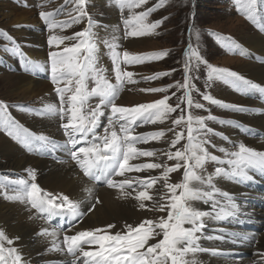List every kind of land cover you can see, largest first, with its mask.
Instances as JSON below:
<instances>
[{"label": "snow or ice", "instance_id": "obj_1", "mask_svg": "<svg viewBox=\"0 0 264 264\" xmlns=\"http://www.w3.org/2000/svg\"><path fill=\"white\" fill-rule=\"evenodd\" d=\"M67 2L68 0H65V3ZM147 2L148 0H135L134 4H127V6L139 7ZM117 3L120 4L121 8L126 6V0H117ZM255 3L256 0H250L246 12L247 18L254 24H258L253 8ZM153 10L154 8H147L145 11L135 14V16H130L128 19H125V38L139 37L146 34V31L155 30L163 20H158L150 25L144 24L143 22ZM74 11L76 15L72 17V23H79L85 18H88L86 0H75ZM39 15L50 29L69 27V21H61L59 24L54 22L51 19L54 15L53 13L41 11ZM133 21L136 23L133 24ZM65 40H74L76 43L71 46H65L62 50L49 52L50 77L52 83L57 85L55 92L58 95L60 107L57 108L55 104L45 105L44 111L40 114L59 113L61 121L67 117V123H61V127L67 136L65 148L70 152L72 159L76 160L84 170L85 175L96 180L105 179L109 187H119L122 192L126 188L135 191L132 181L125 179L117 182L112 179V176H123L126 172L134 170L144 171L147 169L161 168L162 166L158 163L130 164L129 162L140 157L156 156L157 150L143 149L137 147V145L148 143L151 140L158 141L165 134L164 131L135 134L137 122L149 124L162 121L167 118L168 114L180 108V104L172 107L167 103L169 97L165 96L163 99L150 104H141L131 108L118 106L114 101L118 95L120 86L125 81L133 82L134 76V73L121 69V62L126 65L140 64L150 57L130 54L127 51H124L121 55V53L115 50L116 46L113 45L111 59L118 82L117 85H113L107 80L101 82V79H96L98 69L96 67L94 36L90 27L75 33L72 37L50 35L48 44L50 46H58L63 44ZM14 51H18V49H14ZM163 55H167V53ZM33 67H38V65H34ZM209 69L210 78L214 77L220 80H228L235 88L241 91H258L264 93V87H260L246 80L235 72L223 68H215L211 65H209ZM90 74L93 79H96V86L92 87L91 90H89L87 83ZM168 75H171V72H158L153 76L144 77V79L150 80ZM191 79L189 75V64L185 63L184 83L180 84L177 82L175 85H170L169 87L185 89L184 96L180 98L181 101L183 102L186 99L188 108L195 107L202 109L204 108L203 104H193L191 90L195 88V85L191 83ZM62 82L65 86L59 87L58 85ZM73 84L75 85L74 89L72 87ZM145 91L158 92L161 89L152 88L146 89ZM69 92L72 94L67 96L66 99V93ZM91 96H98L100 98L99 104L85 114L83 107ZM203 98L221 107L245 111L241 106L226 104L213 99L209 95H204ZM65 104L68 105L67 108L64 107ZM102 106L108 107L110 114L108 116V125L104 128V134L100 135L96 132V128L99 127V118L104 114ZM0 110L4 112L8 110V105L3 101H0ZM184 112L185 109H181V115L172 121L173 128L168 129V131H173L177 125L186 124L188 143L184 145L183 150L177 149L174 153L171 151L163 153L167 155L168 159H176L177 163L173 167H165L160 177H149L146 180H139V185L142 188L148 189L152 188L158 180H164L163 187L167 190V193H170V195H161V200L165 198L168 200L167 219L162 217L159 223L146 220L136 227L125 225L127 231L124 233H109L107 230L115 227V225L109 224L105 229L85 230L79 231L75 235H65L64 244L67 247V252L73 256H76L77 252L80 253V256L76 257V260L83 258L84 264H168L169 261L171 264H185L183 258L186 253H194L201 250L198 248V241L201 239L198 233H202L205 228L204 218L212 215L210 211L195 208L193 202L201 201L205 204L211 202L210 208L215 210L218 207V202L214 199V196L219 192L230 203L232 209V211H226L222 207L220 212L228 217L235 216L239 212L237 204L233 201V196L227 192H220L213 185L212 176L207 177L205 180L193 170L194 166L190 161L195 162V167H202L206 160L216 161L219 158L209 153L202 146L207 141L193 143L194 140H199L201 134L206 135L213 131L207 128L204 123L205 118L193 117L191 114L185 117ZM114 123L119 124V131L122 135H118L114 129L109 132V128ZM3 128L9 137L30 151L36 145L44 148L51 142L47 136L43 134L37 135L31 132L23 125H20L14 118L6 119L3 122ZM90 135L91 139H89ZM77 136L79 139H76ZM184 138L183 130L176 132L172 146H175V144ZM96 141H101L102 146L100 143H96ZM78 144L87 146L77 148L76 146ZM232 155L236 159L229 160L228 163L234 164L236 167L231 172L217 167L215 169L216 175L223 174L232 180L247 182L253 180V175L249 174L250 170H258L264 173V153L257 152L240 144L239 151L232 153ZM181 160L183 164L180 163ZM181 167L185 169L184 181L179 184L168 183L169 173L175 172ZM30 175L32 181H34V172L30 173ZM191 181H198L200 185L207 184L211 188V191H205L201 186H191ZM18 183L25 186L24 191L12 196H9L5 192L4 195L6 198L16 200L26 197L32 208L37 209L41 213H46L49 217L60 215L64 211L71 213L73 217L80 216L78 205L69 200L67 196L61 195L57 198L51 194H42V190L35 182L29 183L24 179L19 180ZM177 189L180 190L179 195H177ZM124 195L131 196L132 192H124ZM135 199L140 201V208L145 209L146 205L144 201L152 200L153 197L149 195L148 191L140 190L136 192ZM96 203H99V201L97 200ZM164 207L163 204L160 205L161 210ZM216 218H219V216ZM185 225H188V227H185ZM43 231L47 233L48 230L44 229ZM101 232L104 234H100ZM161 234L162 239L148 246L146 250L141 251L148 244L150 238L160 236ZM0 238H3L2 232H0ZM85 244L98 246V248L85 250L83 247ZM8 251L10 255L15 253V249H9ZM213 251L215 252V250ZM3 252V245L0 244V264H6L5 257L2 254ZM12 264H21V257L14 255ZM73 264H76L75 260ZM261 264H264V261Z\"/></svg>", "mask_w": 264, "mask_h": 264}, {"label": "rangeland", "instance_id": "obj_2", "mask_svg": "<svg viewBox=\"0 0 264 264\" xmlns=\"http://www.w3.org/2000/svg\"><path fill=\"white\" fill-rule=\"evenodd\" d=\"M26 1L25 4L23 0H0V101H3L8 105L7 112L0 110V148H6V142L8 141V144H12L13 146L11 147L12 152L16 148L25 150L24 146L9 137L3 128V122L8 118H14L16 121L19 120L18 123L24 127H37L35 124H38L39 126L49 124V122H53L54 126L58 127L55 124V118L57 115L52 116L54 118L53 120L40 117V113L44 111L40 102H35L34 99L29 101L28 98L23 97L22 94H13L12 87H10L7 77L8 74L15 73L12 71L13 68L9 66L11 62L20 60V47H18V45L16 47L14 41L19 44H22V41L19 36H16V32L20 30L25 31L28 26H26V24H9L8 20L4 18V14L11 12L10 10L18 13L29 9L34 13V18H38L37 16L40 17L39 13L41 11H48L49 13L54 14L52 20L57 24L61 21H69V27L66 28L57 27L55 29H50L48 26L44 27L46 32L43 35L44 38H42L46 45H48L47 41L50 35L72 37L75 33L81 32L83 29L90 27L95 43L96 67L98 69L96 79H101V82L103 80L109 82L110 80V83L114 85L116 79L113 61L111 59L113 45L116 47L119 46L118 44L125 46H120L117 51L125 49V51L130 54L150 57L140 64L122 66L123 68L127 67L126 71L134 73L133 82H128V84L120 86L119 93L114 102L118 106L131 108L145 103H154L155 101L168 96L169 99L167 100V103L172 107L180 104V108L175 112L168 114L167 118L162 121L149 123L148 125L141 124L146 127V132L149 130L152 132L164 131L165 134L158 141L154 140L153 142H148L149 144H153L152 146L155 147V150H157V148H159V150L161 149V151H157L156 158L137 162V164L150 162L158 163L162 167L158 169L144 170V177L138 178L139 180H146L149 178V172L152 173L150 177H160L165 167H173L177 163L176 159H168L167 155H164L163 153H167L171 150L175 152L177 149L183 150L184 145L188 143L186 124L177 125L173 131H168V129L173 128L172 121L181 115V109H185V117L189 114L193 117H204V123L207 128L213 130L206 135L201 134L199 140L193 141L194 144L199 143L200 141H207V143H204L202 146L207 149L209 153L219 158L216 161H205L202 167H195V162L190 161L194 166L193 170L196 174H200L205 180L208 176L215 173L216 165L219 161L236 159L232 153L239 151V145L243 144L246 138H257L256 131L243 132L242 130V133L240 134L242 137L240 140H238V142L234 141L229 143L233 147H230L231 150L229 152V150L224 148L225 145H228L225 141L226 139H229L227 138L228 136L233 134L232 131L235 128H233V126L236 122H239L241 119L240 117L245 116L243 113H245L247 109L245 111H237L233 108H225L218 104H213L203 98L204 95H209L213 99L222 101L226 104L246 108L249 106L254 107L256 103L261 101L264 103V100L260 99V97L263 96L260 92L239 91L230 81L220 80L214 77L210 78L209 75V65H211L212 67L227 69L237 74L242 73L246 80L251 82L253 80L257 82L260 87H264L263 80L254 79L252 76L253 74H249L251 70L248 69L249 64L264 67V60L256 62L252 60L253 58L251 57V55L256 54L257 56L264 58V53L263 51L254 52L251 48L253 46H249L248 42L243 40L242 37V35L247 34L249 31L261 36L264 34V17H262L261 20H258L259 17H256L258 24H254L247 18L246 9L248 8L250 0H162V3L161 0H148L146 4L140 5L139 7H128L127 4H134L135 0H126V6L123 8L117 3V0H104L103 2H99L98 0H86L88 18H85L79 23L71 22L72 17L76 15V12L74 11L75 0H68L67 3H65V0H32V2H30L31 4L28 3L31 0ZM113 6L116 9V15L110 12L113 11ZM258 7H261L264 12V0H256L255 5H253L255 16H257L256 10ZM147 8H154V10L144 19V24L150 25L158 20H163V22L159 24L155 30L146 31V34L142 36L125 38L124 20L128 19L130 16H135V14L145 11ZM135 23L136 22L133 21V24ZM28 29H32V33L36 34V30L32 25H30ZM28 39H31V37ZM131 39H136L137 41L142 39L143 41L133 42ZM74 43H76L74 40H65L63 44L58 46L53 45L51 48L53 50H62L65 46H71ZM14 49H18V51H14ZM123 52L124 51H122L121 55ZM164 53H167V55H163ZM11 54L14 55V60H11ZM47 56L49 57V53H47ZM4 59H6V64L10 68L6 64V66H2L3 63H5ZM185 63H188L189 66H193H190L189 68V75L192 78L191 83L195 85V88L191 90V93L194 92L196 94V97L193 95L191 96L193 104H203L204 108L202 109L195 107L188 108L186 99L183 102L181 101L180 98L184 96L185 89L169 87L170 85H175L177 82L180 84L184 83V68L181 66ZM158 72H171V75L160 76L156 79L150 80L144 79V77L153 76ZM47 75L50 76V72L46 70L42 75H39V77L42 76L43 79H47ZM197 77H199L200 81L195 79ZM96 79H93L90 74L88 79L89 82H87L88 88L91 87L92 84H95ZM51 84L54 85L53 83ZM64 86L65 85H63V87ZM132 86H134L132 89L124 88ZM72 87L74 89L75 85L73 84ZM152 88H158L161 89V91H145L146 89ZM173 93H175V95H173ZM71 94V92L66 93V99L67 96ZM89 99H95L93 100L95 103H90L92 107L95 104V108L96 105L99 104L100 98L98 96H91ZM25 100H28V102ZM88 100L86 102L87 106L83 108L86 114L93 109L88 106L90 102ZM57 102H60L59 98ZM64 107L67 108L68 105L65 104ZM45 115H47V113H45ZM108 115L106 116V122L108 121ZM242 118L244 119V117ZM65 119H67V117H65ZM249 121L250 124L253 123V121ZM242 122H244L242 124L244 128H251L250 124H247L246 121ZM107 125L108 124H102L99 128L100 130L98 131L100 135L104 134V128ZM181 130H183L185 138L175 144V146H172V142L175 139V133L180 132ZM136 133H141V129L136 131ZM221 138L226 139L222 140ZM263 138L264 137L260 135V139ZM11 149H8V151L0 150V201L6 204H20V211L23 210L22 207H24L25 210L30 211L29 207L31 206L27 198L13 200L6 198L4 195L5 192L11 196L15 195V193H22L24 191L21 187L22 185L18 183V181L22 179L21 177L29 183L35 182L42 190V194L51 193L43 183L41 177L42 173H37V170H35L38 168H33L27 174H24V176L21 172H13L10 169L7 170V154L8 152H11ZM28 155L32 156L29 151ZM180 163L183 164V161L181 160ZM184 171L185 169L181 167L177 171L169 173L167 182L171 184L182 183L184 181ZM32 172H34L35 176L34 181H32L30 175ZM3 177H5L6 180ZM139 180L136 179L133 181L134 189L137 192L140 190H147L149 191L150 196L152 193L153 200H156L158 198L155 195L156 192H152L151 188H142L139 185ZM75 181L77 182V180ZM158 181H160L163 188V194L170 195V193H167V190L163 187L165 183L164 180L160 179ZM179 191L180 190L178 189L177 195H179ZM61 193L62 192L60 191L58 194L62 195L63 193ZM59 195H57V197ZM62 196H64V194ZM161 204L165 206L163 210L160 208ZM167 205V198L163 200L159 199L150 206L148 213L144 212L145 215H138L134 217L135 221H132L138 222L136 223L137 226L139 223L144 222L142 220L143 217H147V220L159 223L162 217L167 219ZM30 215L32 216L33 214ZM127 216L125 215V217ZM149 217L152 218L149 219ZM32 218L36 220L37 216L33 215ZM125 220L129 222L126 218ZM1 224L2 223L0 222V232L3 233V238H0V244L3 245L4 249H15L16 255L21 254V246L17 244L21 240L12 238L8 234L6 228ZM185 227L188 226L185 225ZM244 230L251 231L249 226H246ZM9 241H11V243H9ZM204 247L207 248L205 250L211 251L209 255L217 256L219 258L217 254L212 252L211 247L206 245H204ZM2 254L5 256L4 252ZM189 256H193V253L189 252L184 255L183 259L185 264H194V260L191 261ZM8 262L10 263V258H8ZM43 262L44 261H40V264H43ZM25 264L33 263L29 261Z\"/></svg>", "mask_w": 264, "mask_h": 264}, {"label": "bare ground", "instance_id": "obj_3", "mask_svg": "<svg viewBox=\"0 0 264 264\" xmlns=\"http://www.w3.org/2000/svg\"><path fill=\"white\" fill-rule=\"evenodd\" d=\"M23 1L26 4L27 1ZM98 1L103 2L104 0ZM30 2H32V0L28 3ZM10 11L11 12L4 14V18L8 20L9 24H26L28 28L30 25H32L36 30V34H33L32 29L28 28L25 31L20 30L16 32V36H19L22 41V44L20 43L21 45L19 43L17 44L18 47H20V60L11 62L9 66L13 68L12 71L15 73L8 74L7 76L10 87H12L13 94H22L23 97L28 98L29 101L34 99L35 102H40L42 108L48 104H55L56 107L59 108L60 102L55 101L56 99L54 95L57 94L54 89L57 85L55 86L51 84V77L48 75L47 79H43L42 76L39 77V75H42V73H44L46 70L50 72V61L47 53L53 51L49 44L46 45L44 43L43 39V35L46 32L44 29V27L47 26L46 22L39 16H37L38 18H34V13H32V10L30 9L23 10V12L18 13L13 12L12 10ZM110 12L114 15L117 14L114 6L113 11ZM52 18L54 17L52 16L51 19ZM29 37H31V39H28ZM242 37L243 40L248 42L249 46H253L251 48L254 52L263 51L264 53V36L249 31L247 34L242 35ZM131 40L133 42L137 41L136 39ZM139 41L142 42L143 40L139 39L137 42ZM10 57L12 58L11 60H14L13 54H11ZM34 65H38V67H33ZM248 69L251 70L249 74H253L252 76L254 79L263 80L264 83V67L249 64ZM59 85V87H63L64 83L62 82ZM256 85H258V83ZM133 87L134 86L124 88L132 89ZM28 100L25 101L28 102ZM243 108L245 110L247 109L246 112L243 113L245 116H242L244 119L240 117L241 119L239 122H236V124L233 126V128L235 127L232 131L233 134L227 137L229 139L221 138L222 140L226 139L225 142L228 144L225 145L224 148L230 152V147L232 146L229 143L234 141L238 142V140H240L242 137L240 135L242 130L243 132L256 131L257 138L245 139L243 137L245 139L243 145L257 152L264 153V138L260 139V135L264 133V103L261 101L256 103L254 107L249 106L247 108ZM102 111L104 114L99 118V127L96 128V132H98L99 128L102 126V124H104V118L110 114L108 107L102 106ZM56 115L57 117L55 118V124L58 127L54 126L53 122L39 126L38 124H35L37 127H26L37 135L43 134L47 136L51 142L46 147L41 148L39 145H36L31 151L24 147L25 150L16 148L12 152V144L9 145L8 141L5 140L7 141V147L0 148V150L8 151V149H11L10 153H6L7 170L10 169L13 172H21L24 176V174H27L33 168H38L35 170H37V173H42L41 177L43 183L49 189L48 191L51 193V195L57 197V195H59L58 193L61 191L64 196L69 198V200L75 202L78 205V211L80 213L81 219L79 218L80 220H77L76 224L70 227L68 230L61 231L55 228V225L58 223V218L56 215L49 217L46 213H37L30 207V211L25 210L24 207H22L23 210L20 211V204H6L0 201L1 225L6 228L8 234L12 238L21 240L19 243H17L19 246H21V254H19L21 257V264L28 263L29 261H31L33 264H40V261H44L43 264H59L66 259H68L67 264H73L74 260L76 261V264H84L83 258L76 260V257L80 256V253H77L73 260L65 255V250H67V247L64 244L65 235H75L77 232L85 230L90 231L94 229H105L109 224L115 225L114 228L107 230L109 233H124L127 231L125 225H132L133 227H136V223L138 222H134V217L142 214L145 215L144 212L148 213L150 206H152L157 200L161 199V195L164 193L160 181H157V183L151 188V191L156 192L155 195L158 198L156 200L152 199L144 201V204L147 207L145 209H141L140 201L135 199L137 192L136 190L133 191V189L126 188L124 192H132L131 196H126L119 187L113 188L109 187L108 185H95L90 182L89 179L85 178L84 170L79 166L76 160L72 159L70 152L65 148L67 136L60 124L62 122L67 123V119L61 121L60 115L57 113L47 115L43 114L40 117L53 120L54 118L52 116ZM249 120L253 121V123L250 124ZM242 121H246L247 124H250L251 128H244L242 125L244 122ZM141 133H146V127L141 129ZM135 134L138 133L135 132ZM152 145L153 144L151 143H141L138 144L137 147L143 149H155V147ZM78 146L79 145L76 147L79 148ZM28 151L32 156L28 155ZM157 151H161V149L159 150V148H157ZM171 152L174 153L173 150H171ZM153 158H156V156L140 157L138 159L131 160L129 163L137 164L138 161H145L146 159ZM81 159H83V157H81ZM217 167L223 168L227 172H231L232 169L236 167V165L229 164L227 160H221L217 163L216 168ZM127 173L128 174L125 173L123 176L117 177L115 181L119 182L125 179L130 181L132 178L138 179L140 177H144L145 171L137 172L134 170ZM149 174L152 175L151 172H149ZM249 174L253 175V180L247 182L232 180L230 177L223 174L216 175L214 173L210 176L213 178V185L218 188L220 192H227L233 196V201L239 208V212L236 215H239L242 218H244V215H247V217H259L262 220L261 230L258 232L257 236V244L251 247L249 243H241L239 240L238 243H241V248L239 247L238 250H241L244 253H240L239 257H237V253L234 251L235 249H228L231 247V236L233 229L231 228L230 224L234 216H224L220 212L222 207L226 211H232V209L226 198H223L220 193L217 192L214 196V199L218 202V207L215 210L210 208L211 202L209 204H205L201 201L193 202V206L198 210H207L212 213L211 216L204 218L205 228L203 229L202 233H198V235L201 236V239L198 241V248L201 250L194 253L192 252L193 256H189L191 261L194 260V264H261V262L264 261V213L258 211L256 206L250 204L249 202L252 201L258 194H260L258 191V184L264 183V173H261L258 170H250ZM75 180H77V182ZM190 185L201 186L205 191H211V188L207 184L200 185L198 181H191ZM21 187L24 189L25 186L22 185ZM151 196H153L152 193ZM97 200L99 203H96ZM89 209L91 210L89 211ZM30 214L37 216V221L34 220L32 218L33 215L31 216ZM125 215L129 216L125 217ZM217 216H219V218H216ZM48 217L50 222L45 221V219ZM125 218L129 220V222H127ZM150 218L152 217H149V219ZM142 220L146 221L147 217H143ZM44 229L48 230L47 233H44ZM157 231L159 230L157 229ZM241 232L242 234H247L250 231H246V233L245 231L241 230ZM100 234L104 233L101 232ZM161 235L150 238L148 244H146L145 248L141 249V251L146 250L147 247L150 246L149 243L151 241H158ZM241 237H243V235H240L238 239ZM204 245L211 247L212 252L217 254L219 258L217 256L209 255L211 251L205 250L207 248H205ZM92 247L98 248V246ZM213 250H215V252ZM14 254L16 255V253Z\"/></svg>", "mask_w": 264, "mask_h": 264}]
</instances>
